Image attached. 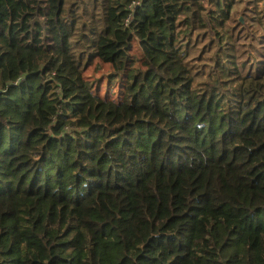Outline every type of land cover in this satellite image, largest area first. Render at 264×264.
I'll return each mask as SVG.
<instances>
[{
  "label": "trees",
  "instance_id": "obj_1",
  "mask_svg": "<svg viewBox=\"0 0 264 264\" xmlns=\"http://www.w3.org/2000/svg\"><path fill=\"white\" fill-rule=\"evenodd\" d=\"M0 264H264V0H0Z\"/></svg>",
  "mask_w": 264,
  "mask_h": 264
},
{
  "label": "built area",
  "instance_id": "obj_2",
  "mask_svg": "<svg viewBox=\"0 0 264 264\" xmlns=\"http://www.w3.org/2000/svg\"><path fill=\"white\" fill-rule=\"evenodd\" d=\"M140 4V2H134V3H132L131 5H130V8L132 9V10H134V8L137 6V5H139ZM127 22H129V19L127 20Z\"/></svg>",
  "mask_w": 264,
  "mask_h": 264
}]
</instances>
